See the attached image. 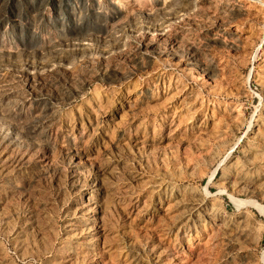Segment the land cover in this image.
Returning a JSON list of instances; mask_svg holds the SVG:
<instances>
[{"label": "rangeland", "instance_id": "1", "mask_svg": "<svg viewBox=\"0 0 264 264\" xmlns=\"http://www.w3.org/2000/svg\"><path fill=\"white\" fill-rule=\"evenodd\" d=\"M263 82L264 0H0V264H262Z\"/></svg>", "mask_w": 264, "mask_h": 264}, {"label": "bare ground", "instance_id": "2", "mask_svg": "<svg viewBox=\"0 0 264 264\" xmlns=\"http://www.w3.org/2000/svg\"><path fill=\"white\" fill-rule=\"evenodd\" d=\"M184 57V56H183ZM186 57V56H185ZM189 61V60H188ZM190 75V74H189ZM193 75V74H192ZM199 76H200V74H199ZM221 76V75H220ZM197 77H198V75H197ZM194 79H196V78H194ZM201 81V80H200ZM264 83V82H263ZM204 85V84H203ZM184 88V87H183ZM179 94V93H178ZM233 108V107H232ZM235 118V117H234ZM240 120V119H239ZM238 121V120H237ZM214 123V122H213ZM212 126V125H211ZM213 127V126H212ZM225 135V134H224ZM256 135H258V131L256 132V134H255V136ZM223 136V135H222ZM213 140V139H212ZM257 152V151H256ZM254 159V158H253ZM235 175V174H234ZM214 176V175H213ZM235 177V176H234ZM240 186V185H239ZM264 187V186H263ZM231 188V187H230ZM206 193V192H205ZM204 193V194H205ZM224 193V192H223ZM219 194V193H218ZM236 199V198H235ZM175 200V199H174ZM232 202H233V204H235L236 205V207L238 206L239 207V205H240V202H238V201H236V200H234V199H232L231 200ZM241 204H244V203H241ZM258 206V205H257ZM258 209H260V211H261V213H263L264 214V208H258ZM190 214V213H189ZM246 224V223H245ZM217 228V227H216ZM221 230V229H220ZM228 236V235H227ZM239 237V236H238ZM231 240V239H230ZM195 243V242H194ZM217 247V246H216ZM207 253V252H206ZM212 255V254H211ZM260 257V256H259ZM262 259H261V262H262V264H264V249L262 250ZM223 259V258H222ZM260 260V259H259Z\"/></svg>", "mask_w": 264, "mask_h": 264}]
</instances>
